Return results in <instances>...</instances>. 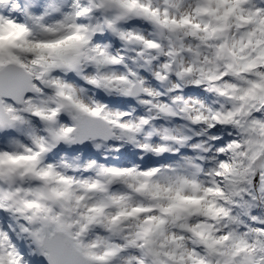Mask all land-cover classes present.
<instances>
[{
	"label": "snow or ice",
	"instance_id": "6c2138e0",
	"mask_svg": "<svg viewBox=\"0 0 264 264\" xmlns=\"http://www.w3.org/2000/svg\"><path fill=\"white\" fill-rule=\"evenodd\" d=\"M0 264H264V0H0Z\"/></svg>",
	"mask_w": 264,
	"mask_h": 264
}]
</instances>
